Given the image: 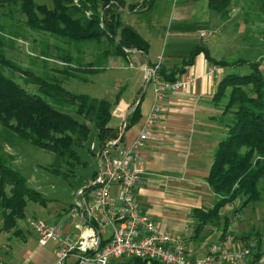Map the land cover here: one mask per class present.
I'll list each match as a JSON object with an SVG mask.
<instances>
[{
    "label": "trees",
    "instance_id": "trees-1",
    "mask_svg": "<svg viewBox=\"0 0 264 264\" xmlns=\"http://www.w3.org/2000/svg\"><path fill=\"white\" fill-rule=\"evenodd\" d=\"M51 1L52 7L38 3L37 0H0V5L18 6L29 28L45 31L68 42L101 41L106 38L115 43L112 50H103L102 56H125L126 50L133 49L148 54L149 41L121 18L120 9L125 6L124 0ZM154 1L142 0L140 6H151ZM206 2L212 16L228 18L232 0ZM137 5L134 3L128 6L132 9ZM257 5L264 13V0H257ZM197 27L196 23L179 24L181 31L190 32ZM2 29L0 27V131L6 130L24 142L54 153L57 162L66 165L68 170L60 171L56 166L49 167V171L68 178V173L72 175L74 167L82 164L76 147L83 145L91 125L97 131L98 147H103L107 140L119 137V129L110 122L114 117L112 103L105 98L73 93L62 86V80L57 76L47 72L39 75L17 64L6 55ZM199 53L204 54L209 64L222 67L247 65L249 68L245 73L224 74L212 95L213 103L219 108L221 105L223 107L221 118L227 113L231 114V118L223 124L224 136L213 151L209 172L205 177L214 193V202L209 208H194L192 211L196 221L194 236H199L207 222L221 225L224 236L229 224V218L221 214L224 206L240 198L242 200L235 209L237 211L263 198L259 182L264 178V71L261 68L262 59L250 61L240 58L231 62L215 59L208 47L198 41L191 46L181 63L171 67L160 63L157 68L159 78L165 82L176 81ZM57 57L65 63L60 72L66 76L85 80L86 74L98 71V67L91 62L80 63V57L71 54H58ZM73 62L75 66H71ZM3 68L20 73L25 82L36 86L35 91L26 90L6 75ZM245 88H249L251 94ZM140 103L141 98L126 117L125 130L139 121ZM122 138L123 135L120 140ZM10 157L6 152L0 153L1 228L6 231L14 228V232H17V220L25 218L27 201L45 206L46 200L39 191L27 184L26 177L20 171L10 165ZM7 186L9 193L6 192ZM263 255L264 250H256L251 264H257ZM131 260L141 264H160L139 258Z\"/></svg>",
    "mask_w": 264,
    "mask_h": 264
},
{
    "label": "rangeland",
    "instance_id": "rangeland-1",
    "mask_svg": "<svg viewBox=\"0 0 264 264\" xmlns=\"http://www.w3.org/2000/svg\"><path fill=\"white\" fill-rule=\"evenodd\" d=\"M125 1L138 2L137 6H139H135L137 9H131L128 5L127 8H122L128 11L127 16L122 15L123 10L120 12L122 20L126 23L130 22L132 26L137 27L140 23V19H137L138 15L144 17L143 24H148L152 19L154 29L146 34L152 38V58L150 59L161 62V57L167 55L171 46L177 45L176 42L180 41V38L172 32L174 25L171 23L170 17H172L176 6L187 4L188 0H155L147 11L141 13H136V11L142 7L140 6L142 0ZM37 2L52 7L51 0H37ZM204 2L197 0L196 4L199 6L197 8L204 7ZM208 13L211 14L209 9ZM210 18L211 24L210 27H207L210 34L198 38L201 43H208L215 55L222 53L223 56L220 58L230 62L240 58L250 61L262 59L261 68L264 71V13L260 11L257 0H232L228 18L222 19L219 16H210ZM0 27L3 28L1 34L6 42L4 49L10 59L25 68H30L36 74L47 72L57 76L62 80V86L73 93H84L92 97L107 99L112 103L113 116H118L121 120L126 119L127 111L129 107L131 109L136 98L145 93L146 104L152 93L153 84L148 83L146 72L139 69L133 60L129 61L121 55L102 56L103 50H112L115 46V43L106 38L101 41L68 42L64 38L56 37L45 31L33 30L25 24V16L18 10V6L7 4L0 5ZM192 33L194 34V31ZM180 44L179 48L183 50L185 45L183 42ZM58 54H71L73 57H80V63L91 62L95 67H98V71L94 74H86L85 80L66 76L60 72L65 67V63L57 57ZM156 55L160 56L157 58ZM71 66H75V63L73 62ZM211 67L222 68L219 65ZM248 70L247 65H242L238 67L225 66V72L219 71L222 77L229 72L245 73ZM3 71L26 90L35 91L36 86L25 82L20 73L8 68H3ZM220 73L218 72V74ZM245 89L251 94L249 88ZM145 104L143 103V106ZM222 109L221 105V112ZM72 115L77 116L75 113ZM78 118L80 119V117ZM230 118V113L221 118V130L224 131L223 124L229 122ZM118 120V118L112 117L110 122L113 125ZM91 143L95 144V150L89 149ZM97 146V131L91 125L83 145L76 147L82 164L75 166L73 174L71 175L69 172V177L64 178L48 169L57 166L60 171L68 170L66 165L57 162L54 153L24 142L1 129L0 153L6 152L11 156L8 159L10 165L20 171L26 177L27 184L39 191L46 200L45 206L31 200L27 201L24 208L25 218L17 220V232H14V228L7 231L0 229L4 232V234H0V246L3 249L10 247L11 249L8 250H17L19 245L23 244V237L20 236L25 234L27 237L29 234H27V230L30 229L27 225L28 219L37 217L50 220V217L65 212L71 206L70 204L76 199L78 191L91 184L94 172L99 170V158L96 156ZM259 188L262 189L264 198V178L260 179ZM6 192L9 193V186L6 187ZM263 198L235 211L242 200L239 198L221 209L222 216L226 215L229 218L226 234L231 240L232 247L244 246L250 251L248 258L244 260L246 264H251L256 250H264ZM30 232L32 239L24 250H57L59 246L57 242H49L46 246H40L35 232L31 229ZM20 233L22 234L20 235ZM259 264H264V255Z\"/></svg>",
    "mask_w": 264,
    "mask_h": 264
},
{
    "label": "crops",
    "instance_id": "crops-1",
    "mask_svg": "<svg viewBox=\"0 0 264 264\" xmlns=\"http://www.w3.org/2000/svg\"><path fill=\"white\" fill-rule=\"evenodd\" d=\"M124 2V8L135 3L126 2L125 0ZM203 2L205 8H197L199 7L196 4L197 0H188L187 4L174 8L170 21L174 25L172 32L180 38V41L176 42L177 45L171 46L167 55L161 57L160 63L168 67L181 63L186 58L190 46L200 41L198 38H202L199 32L201 30L208 31L207 27H210L211 24L210 16H213L208 13L206 0H203ZM149 7L148 4H145L136 13L145 12ZM123 12L122 15L127 16L128 11L123 10ZM137 19H140V23L137 25L138 28L132 26L128 21V23L124 20L123 22L134 27L143 38L149 41L148 54L133 49L126 50L127 54L124 57L129 61L133 60L139 69L146 72V67L159 62L150 59L152 58V38L146 35L147 32L154 29V25L150 18L148 24H143L142 21L145 19L142 15H138ZM181 23H196L198 27L193 34V31H181L179 29ZM180 42L185 45L183 50L179 48L181 46ZM204 44L208 47L212 57L221 59L222 53L215 55L211 46L208 43ZM159 56L156 55L157 58ZM212 65L208 63L203 53L197 54L194 62L187 66L186 71L178 78L192 76L193 81L185 89L167 90L165 92L163 99L160 101V116L154 124V138L142 150L143 172L141 180L134 189V195L140 210L148 214L161 229L169 231L173 236L181 239L189 256L193 258L205 256L209 252L210 246L215 243L220 244L226 250L233 248L228 234L222 236L218 225L207 222L200 231L199 236H194V223L196 221L192 216L193 209L209 208L215 199L213 191L205 181V177L209 172L213 151L218 141L224 136V131L221 130V110L213 103L212 95L221 78V73L225 72V67L218 69L219 73L221 71L220 74L209 73V68ZM153 88L146 104L145 93H142L136 98L131 109L129 107L126 117L141 98V117L136 124L122 131L123 138L118 147L130 144L139 132L142 121L149 112L154 100ZM143 103L145 106H143ZM114 118L119 120L113 125L120 128L122 120L118 116H114ZM75 201L76 199L72 203L74 204ZM71 209L72 206L67 208L65 212L50 217L51 219L47 221L61 227L66 234L76 237L78 230L74 227L75 220L70 218ZM1 233L4 234L3 231H0ZM30 233V229L27 230V237L25 234L21 235L22 233H20L21 236H19L23 237V244L19 245L17 250H8L11 249L10 247L3 249L0 246V258L13 264H55L57 250H24L32 239ZM99 233L100 238L104 241L110 236L111 229L108 226H100ZM64 264H76L75 257L69 256ZM111 264L141 263H136L128 257H120L112 259ZM237 264H246V261L243 260Z\"/></svg>",
    "mask_w": 264,
    "mask_h": 264
},
{
    "label": "built area",
    "instance_id": "built-area-1",
    "mask_svg": "<svg viewBox=\"0 0 264 264\" xmlns=\"http://www.w3.org/2000/svg\"><path fill=\"white\" fill-rule=\"evenodd\" d=\"M207 34L210 32L206 30L199 32L201 37ZM159 64L160 61L146 67V80L154 86V100L131 143L118 147L126 126V121L122 120L118 128L119 137L107 140L103 147L97 146L99 170H96L91 184L78 191L70 213L78 235L72 237L58 225L42 218L27 220L39 245L45 246L49 242L59 244L55 264H64L69 256L75 257L76 264H111L112 259L120 257L160 264H237L248 258L250 251L247 247L226 250L217 243L210 246L205 256L190 257L181 239L161 229L140 210L134 189L143 172L142 150L154 138V124L161 112L160 101L167 90L185 89L194 79L191 76L174 82L162 81L157 74ZM209 73H218V69L211 67ZM95 148V144L91 143L89 149ZM100 226L111 229L110 236L104 241L100 238ZM0 264L13 263L0 258Z\"/></svg>",
    "mask_w": 264,
    "mask_h": 264
}]
</instances>
